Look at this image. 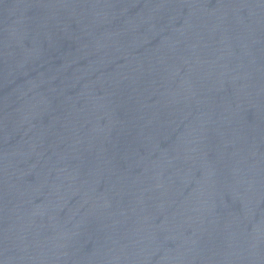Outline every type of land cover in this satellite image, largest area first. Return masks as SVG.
Here are the masks:
<instances>
[{
	"label": "water",
	"instance_id": "1",
	"mask_svg": "<svg viewBox=\"0 0 264 264\" xmlns=\"http://www.w3.org/2000/svg\"><path fill=\"white\" fill-rule=\"evenodd\" d=\"M0 264H264V0H0Z\"/></svg>",
	"mask_w": 264,
	"mask_h": 264
}]
</instances>
